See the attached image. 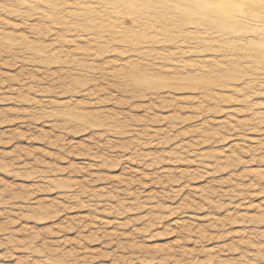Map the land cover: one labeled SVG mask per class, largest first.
Here are the masks:
<instances>
[{"label": "clouds", "instance_id": "clouds-1", "mask_svg": "<svg viewBox=\"0 0 264 264\" xmlns=\"http://www.w3.org/2000/svg\"><path fill=\"white\" fill-rule=\"evenodd\" d=\"M0 264H264V0H0Z\"/></svg>", "mask_w": 264, "mask_h": 264}, {"label": "rangeland", "instance_id": "rangeland-1", "mask_svg": "<svg viewBox=\"0 0 264 264\" xmlns=\"http://www.w3.org/2000/svg\"><path fill=\"white\" fill-rule=\"evenodd\" d=\"M77 159H79V158H77Z\"/></svg>", "mask_w": 264, "mask_h": 264}]
</instances>
